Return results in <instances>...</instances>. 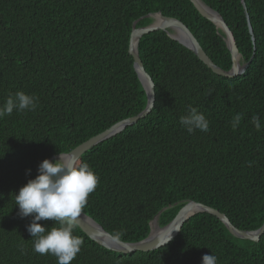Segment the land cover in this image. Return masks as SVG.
<instances>
[{
	"label": "trees",
	"instance_id": "1",
	"mask_svg": "<svg viewBox=\"0 0 264 264\" xmlns=\"http://www.w3.org/2000/svg\"><path fill=\"white\" fill-rule=\"evenodd\" d=\"M201 1L222 17L242 61L252 57L244 73L217 76L165 32L142 36L137 51L154 84L152 109L76 163L87 162L99 177L82 213L112 237L121 232L116 240L124 243L145 239L162 209L164 227L188 201L218 210L238 230L264 222V0H244L254 46L240 0ZM156 13L183 23L216 66L231 68L224 34L189 0H0V106L17 91L39 98L35 110L0 118V264H57L33 251L31 216L18 215L14 194L44 159L144 109L128 46L132 24L145 27V16ZM189 105L210 121L209 131L181 126ZM73 234L83 245L70 264H201L211 253L217 264H264V234L257 243L235 239L208 214L148 253L106 250L78 226Z\"/></svg>",
	"mask_w": 264,
	"mask_h": 264
},
{
	"label": "clouds",
	"instance_id": "2",
	"mask_svg": "<svg viewBox=\"0 0 264 264\" xmlns=\"http://www.w3.org/2000/svg\"><path fill=\"white\" fill-rule=\"evenodd\" d=\"M38 102L39 98L35 94L17 91L6 99L3 106H0V118L11 115L14 110L33 111L37 108ZM241 120L240 113L233 117L231 121L233 130L240 125ZM179 123L189 134H192L197 130L209 131L210 121L196 107L189 105L187 114L180 117ZM252 123L256 130H261L259 117L253 116ZM30 172V169L26 170V174ZM37 172L38 175L34 179H29L18 193L14 194L18 215L21 218L31 216L27 232L33 238L34 252L55 256L57 264H70L83 245V239L73 234L74 229L79 223L89 194L99 183V177L87 162L70 164L61 153L54 161L49 159L41 161ZM43 220L56 222L58 227L42 226L38 221ZM150 222L149 230H152L153 224L151 228ZM171 233L168 240L172 238ZM121 234V232L114 233L113 239H118ZM201 264H217V257L212 253L205 254L201 258Z\"/></svg>",
	"mask_w": 264,
	"mask_h": 264
},
{
	"label": "water",
	"instance_id": "3",
	"mask_svg": "<svg viewBox=\"0 0 264 264\" xmlns=\"http://www.w3.org/2000/svg\"><path fill=\"white\" fill-rule=\"evenodd\" d=\"M189 2L192 4L193 8L202 18L214 24L215 27L218 30H221L224 34V42L231 56V68L228 71H224L218 66H216L204 53L198 41L192 35L189 29L177 19L168 18L160 15L159 13H156L148 14L147 16H145L146 18L151 19V23L145 27H135V21L132 24V29L130 33L128 54L132 57L133 68L145 92L146 105L144 109L136 116L128 117L126 119L116 122L105 131L99 133L94 137H91L87 141L76 146L70 152L63 153L68 163L76 165L80 156L83 155L86 151L90 150L92 147L98 145L99 143L116 136L117 134L122 132L126 127H129L136 123L139 119L144 118L152 109L154 104V84L150 76L146 73L145 69L143 68L142 62L138 56L137 51V45L139 39L142 36L156 31L165 32L169 38L190 50L200 62H202L213 74L217 76L231 78L244 73L252 57L249 59L248 62L241 61L242 59L240 54L238 53L234 37L222 17L216 11L212 10L210 7L205 5L201 0H189ZM240 2L242 4L245 17L248 22L249 19L246 13L244 0H240ZM248 31L251 35V41L254 46V38L252 36V30L249 22ZM170 32H176L178 34V38L173 37ZM57 157L58 155L53 156L49 160L54 161ZM164 210L165 209H162L154 217V219L150 222V226L151 224H155L156 229L165 230L167 233L165 235L159 234L155 239H150L152 231L150 229L148 236L145 239L135 243H124L113 239V237L109 235L106 231H104L102 227H100L91 218H89L83 213H81L77 226L89 239L94 241L102 248L123 255H129L135 252L148 253L168 245L178 235L183 224L197 214H208L214 216L223 224V226L228 231L229 235L238 240H246L257 243L260 237L264 234V222L258 229L254 231L238 230L231 225L228 218L223 213L211 207L192 201L186 202L177 212L175 217L167 225H165L164 227H160L159 216ZM176 229H179V231H177ZM170 233L172 238L171 240H168Z\"/></svg>",
	"mask_w": 264,
	"mask_h": 264
},
{
	"label": "bare ground",
	"instance_id": "4",
	"mask_svg": "<svg viewBox=\"0 0 264 264\" xmlns=\"http://www.w3.org/2000/svg\"><path fill=\"white\" fill-rule=\"evenodd\" d=\"M173 37L178 38V34L176 32H170ZM167 232L165 230H158L156 229V225H153L150 239H155L159 234L165 235ZM162 237V236H161Z\"/></svg>",
	"mask_w": 264,
	"mask_h": 264
},
{
	"label": "rangeland",
	"instance_id": "5",
	"mask_svg": "<svg viewBox=\"0 0 264 264\" xmlns=\"http://www.w3.org/2000/svg\"><path fill=\"white\" fill-rule=\"evenodd\" d=\"M151 228H152V225H151Z\"/></svg>",
	"mask_w": 264,
	"mask_h": 264
}]
</instances>
